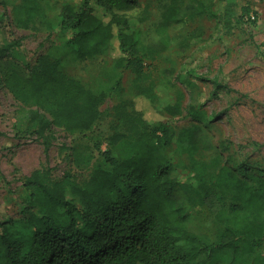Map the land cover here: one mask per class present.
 I'll return each mask as SVG.
<instances>
[{
  "label": "trees",
  "instance_id": "trees-1",
  "mask_svg": "<svg viewBox=\"0 0 264 264\" xmlns=\"http://www.w3.org/2000/svg\"><path fill=\"white\" fill-rule=\"evenodd\" d=\"M157 2L154 41L143 33L147 1L15 4L18 27L37 24L50 35L60 32L34 65L21 66L9 59L8 49H0L1 82L30 107L29 130L40 137L51 126L82 137L100 133V107L116 87L88 88L68 74L73 62L116 47L117 68L141 75L146 61L161 58L162 75L173 77L176 58L191 43L174 30L215 16L213 0ZM250 12L242 7L240 20ZM138 97L164 118L182 112L179 99L162 102L154 87L138 86L132 99L113 108L108 148L86 180L79 183L70 174L53 180L45 171L33 172L24 183L22 217L0 225V264H264V178L238 175L225 165L227 147L212 143L197 108L190 106L188 114L198 124L178 128L147 119L136 107ZM72 151L78 168L94 158L87 149ZM178 169L193 173L192 180L180 182ZM190 210L213 215L218 228L192 230Z\"/></svg>",
  "mask_w": 264,
  "mask_h": 264
},
{
  "label": "rangeland",
  "instance_id": "rangeland-1",
  "mask_svg": "<svg viewBox=\"0 0 264 264\" xmlns=\"http://www.w3.org/2000/svg\"><path fill=\"white\" fill-rule=\"evenodd\" d=\"M3 1L0 49H8L9 59L21 66L34 65L51 43L59 40L60 32L50 35L37 24L18 27L14 5L20 0ZM140 1L150 3L144 36L148 41L157 40L158 2ZM212 4L215 16L198 18L174 30L173 34L189 37L191 43L184 53L177 55L173 77L162 75L161 58L146 61L141 75L131 68H117L120 53L116 47L107 54L69 66L68 74L94 91L100 87L108 89L107 84L116 87L100 107V133L82 137L51 126L41 137L34 134L28 128L32 125L28 119L30 107L18 102L0 78V225L22 217L23 201L28 194L24 183L33 172L45 171L53 180L70 174L79 183L88 178L92 167L101 161V153L108 148L106 138L113 108L122 100L132 99L138 86L154 87L162 102L179 99L182 104L179 115L164 118L148 100L138 97L136 107L147 119L188 127L198 124L188 114L190 106L197 108L205 117L199 125L212 143L227 147L223 153L225 165L238 175L253 173L264 178V0H213ZM244 6L251 9L250 20L246 17L241 21ZM73 147L87 149L94 155L89 166L76 167ZM176 174L180 182L193 177L184 169H178ZM189 225L196 232L218 228L213 215L199 210L189 211Z\"/></svg>",
  "mask_w": 264,
  "mask_h": 264
}]
</instances>
